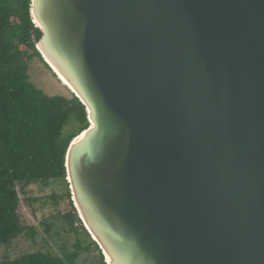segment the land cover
Segmentation results:
<instances>
[{
  "label": "water",
  "instance_id": "water-1",
  "mask_svg": "<svg viewBox=\"0 0 264 264\" xmlns=\"http://www.w3.org/2000/svg\"><path fill=\"white\" fill-rule=\"evenodd\" d=\"M31 15L86 107L67 181L106 263L264 264V0H31Z\"/></svg>",
  "mask_w": 264,
  "mask_h": 264
},
{
  "label": "trees",
  "instance_id": "trees-1",
  "mask_svg": "<svg viewBox=\"0 0 264 264\" xmlns=\"http://www.w3.org/2000/svg\"><path fill=\"white\" fill-rule=\"evenodd\" d=\"M41 35L31 15V0H0V245L37 232L19 211L18 187L54 181L66 185L63 198H68L70 210L52 219L66 222L74 241L63 256L38 249L0 257V264H76L88 250L79 239L83 234L100 254L98 264H107L79 217L67 181L66 153L89 126L86 107L73 92L69 97L49 95L31 80L28 61L42 58L36 48ZM50 224L46 223L47 231Z\"/></svg>",
  "mask_w": 264,
  "mask_h": 264
},
{
  "label": "rangeland",
  "instance_id": "rangeland-1",
  "mask_svg": "<svg viewBox=\"0 0 264 264\" xmlns=\"http://www.w3.org/2000/svg\"><path fill=\"white\" fill-rule=\"evenodd\" d=\"M28 72L31 80L45 93L72 96L69 87L39 56H34L28 61ZM65 191L66 185L58 181L51 182L48 186L37 183L23 189L21 186L18 187L21 200L19 211L26 223L33 225L37 232L34 236L21 235L9 245L1 244L0 257L14 258L38 249L50 250L63 256L64 250L71 248L74 234L68 230L66 222L60 218L52 219V216L70 210L68 198L65 196L63 198ZM50 222L47 231L46 223ZM79 239L88 250L78 257L76 264H98L100 254L96 247L89 245L90 240L85 234Z\"/></svg>",
  "mask_w": 264,
  "mask_h": 264
},
{
  "label": "bare ground",
  "instance_id": "bare-ground-1",
  "mask_svg": "<svg viewBox=\"0 0 264 264\" xmlns=\"http://www.w3.org/2000/svg\"><path fill=\"white\" fill-rule=\"evenodd\" d=\"M58 77H59V79L61 80V81H63L67 86H68V83H67V81L61 76V75H57ZM69 87V86H68ZM69 89L71 90V88L69 87ZM108 259V258H107Z\"/></svg>",
  "mask_w": 264,
  "mask_h": 264
}]
</instances>
